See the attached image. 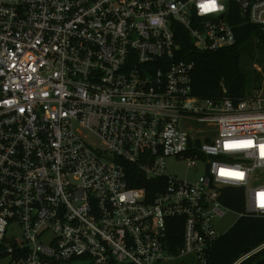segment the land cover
<instances>
[{"label":"built area","instance_id":"obj_1","mask_svg":"<svg viewBox=\"0 0 264 264\" xmlns=\"http://www.w3.org/2000/svg\"><path fill=\"white\" fill-rule=\"evenodd\" d=\"M216 3L0 0V264H207L218 218L264 216V73L200 97L181 57L186 36L215 51L242 22L264 32V0ZM169 156L202 173L166 175Z\"/></svg>","mask_w":264,"mask_h":264},{"label":"trees","instance_id":"obj_2","mask_svg":"<svg viewBox=\"0 0 264 264\" xmlns=\"http://www.w3.org/2000/svg\"><path fill=\"white\" fill-rule=\"evenodd\" d=\"M261 42H264V32L248 22L240 24L233 45L215 51L193 49L191 40L186 36V40L181 41V57L194 62L192 94L206 98L226 96L238 99L248 93L247 88L251 84L252 89L260 87L261 84L254 83L261 75L263 77L264 71L259 74L251 66L247 68L244 59L250 56L253 49L260 51L264 58ZM220 200L231 209L243 208L242 192L239 188L223 189ZM263 242L264 216H241L218 238L208 256L207 264H233ZM238 264H264V247Z\"/></svg>","mask_w":264,"mask_h":264},{"label":"rangeland","instance_id":"obj_3","mask_svg":"<svg viewBox=\"0 0 264 264\" xmlns=\"http://www.w3.org/2000/svg\"><path fill=\"white\" fill-rule=\"evenodd\" d=\"M261 44H263V49H264V42H261ZM253 59V62H252ZM262 59H264L262 57V54L260 51L253 49L252 52L250 53V56L245 57L244 59V65L249 68L251 66V69L255 70L256 72H258L259 74H261L260 72L264 71V61H262ZM252 62V63H251ZM256 66L260 67V71H258L256 68ZM262 75L261 78H259V80L254 83V84H261L262 82ZM253 84H251L248 88H247V94L251 93V86ZM254 85V86H257ZM257 87H255L254 89H256ZM95 138H89L90 141H94ZM165 174L166 175H176L178 178L184 179L187 178L189 180H195L197 178L198 175H200L202 173L201 169H199L198 171H195L193 167H188L186 162L183 159H178L176 157L173 156H169L166 157L165 159V168H164ZM238 216L236 213L234 212H226L221 218H218L215 221V228L219 233H224L226 232L233 224L234 222L237 220Z\"/></svg>","mask_w":264,"mask_h":264},{"label":"clouds","instance_id":"obj_4","mask_svg":"<svg viewBox=\"0 0 264 264\" xmlns=\"http://www.w3.org/2000/svg\"><path fill=\"white\" fill-rule=\"evenodd\" d=\"M198 10L200 14L209 13L211 11L223 10V5H217L216 0H197ZM155 23V21H153Z\"/></svg>","mask_w":264,"mask_h":264},{"label":"snow or ice","instance_id":"obj_5","mask_svg":"<svg viewBox=\"0 0 264 264\" xmlns=\"http://www.w3.org/2000/svg\"><path fill=\"white\" fill-rule=\"evenodd\" d=\"M214 2H215V0H214Z\"/></svg>","mask_w":264,"mask_h":264}]
</instances>
